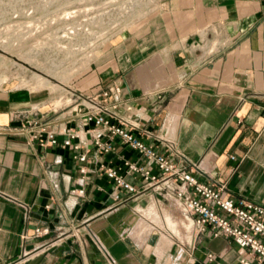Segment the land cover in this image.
<instances>
[{
  "label": "crops",
  "instance_id": "crops-1",
  "mask_svg": "<svg viewBox=\"0 0 264 264\" xmlns=\"http://www.w3.org/2000/svg\"><path fill=\"white\" fill-rule=\"evenodd\" d=\"M263 9L262 0H166L143 33L115 44L75 88L88 94L118 83L122 91L108 104L152 131L146 142L160 150L174 142L185 156L175 160L200 163L201 182L263 204ZM50 101L41 92L0 88V264H242L233 239L193 232L191 243L178 244L144 214L178 210L127 171L126 160L149 161L119 138L105 155L91 144L83 173L72 150L43 148L10 131L32 115L60 130L77 126L72 110L58 113L46 108ZM102 165L138 191L123 190L126 201L117 203Z\"/></svg>",
  "mask_w": 264,
  "mask_h": 264
},
{
  "label": "built area",
  "instance_id": "built-area-1",
  "mask_svg": "<svg viewBox=\"0 0 264 264\" xmlns=\"http://www.w3.org/2000/svg\"><path fill=\"white\" fill-rule=\"evenodd\" d=\"M165 1L122 0L121 5L128 17L133 18L137 14L144 17L149 11L157 13ZM262 4L264 8V0ZM121 91L122 86L113 83L95 93H78L82 108L73 112L78 118L75 127L65 126L60 130L54 123L44 121L43 117L32 115L24 124L10 131L27 134L30 140L37 141L43 148L62 146L72 150L75 152L74 158L82 164L79 170L83 173L87 171L91 144L99 154L105 155L115 149L113 141L119 138L149 161L146 165L126 160L127 171L141 175L147 189L152 187L163 191L164 198L170 200L183 214L188 232L211 231L213 236L229 237L239 246L242 264H264V203L250 197L223 195L222 187L201 182L195 174L200 163L175 160L176 155L183 159L185 156L178 151L174 142L167 141L165 150L146 142L143 136H153L152 131L120 114L116 106L108 104V99L117 98ZM73 118L70 120H74ZM86 133L92 138L88 139ZM61 134L64 137L60 139ZM153 165L158 168V174L153 172ZM100 172L106 173L113 180L116 186L113 199L117 203L126 201L121 195L123 190L130 194L138 191L137 185L128 181L117 168L102 165ZM36 232L42 233L43 230L36 228ZM70 233L77 239L81 238L78 228L71 229ZM94 236L99 242L96 234ZM210 256L213 257V254Z\"/></svg>",
  "mask_w": 264,
  "mask_h": 264
},
{
  "label": "rangeland",
  "instance_id": "rangeland-1",
  "mask_svg": "<svg viewBox=\"0 0 264 264\" xmlns=\"http://www.w3.org/2000/svg\"><path fill=\"white\" fill-rule=\"evenodd\" d=\"M121 2L0 0V88L48 95L52 103L46 108L58 113L82 108L75 83L115 44L139 36L159 14V10L144 17L136 13L133 19ZM163 207L144 214L170 230L178 244L191 243L193 233L187 231L183 214Z\"/></svg>",
  "mask_w": 264,
  "mask_h": 264
},
{
  "label": "bare ground",
  "instance_id": "bare-ground-1",
  "mask_svg": "<svg viewBox=\"0 0 264 264\" xmlns=\"http://www.w3.org/2000/svg\"><path fill=\"white\" fill-rule=\"evenodd\" d=\"M153 208H154V207H153ZM153 208H152V209H153ZM154 209H155V208H154ZM167 215H169V214H167ZM169 217H170V216H168V220H169V222L172 224V223H173V220H172L171 218H169ZM174 224H175V223H174ZM174 224H173V225H174ZM176 225H177V224H176ZM175 227H176V226H175ZM142 229H143V228H142ZM174 229H176V228H174ZM177 229H178V228H177ZM143 230H144V229H143Z\"/></svg>",
  "mask_w": 264,
  "mask_h": 264
}]
</instances>
